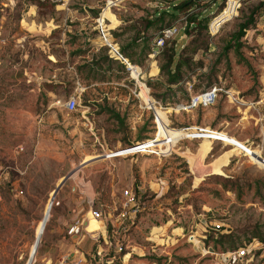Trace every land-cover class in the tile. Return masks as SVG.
Segmentation results:
<instances>
[{
  "label": "rangeland",
  "instance_id": "1",
  "mask_svg": "<svg viewBox=\"0 0 264 264\" xmlns=\"http://www.w3.org/2000/svg\"><path fill=\"white\" fill-rule=\"evenodd\" d=\"M9 1L0 0V264H26L27 260V264H57L62 259L67 264L77 255L86 264H220L217 254L227 247L215 244V236L202 230L204 223L215 220L222 225V231L233 233L264 224L260 212L264 145L260 153L256 147L259 126L236 117L235 105L222 92L211 106L188 112L175 111L180 102L172 104L168 100L165 109L155 110L159 120L155 129L151 111H142L137 93L131 90L125 94L114 83L102 86L101 92L91 88L90 99H102L99 103L127 113L126 121L132 127L127 129L128 135L134 142L119 143L120 136L108 112L97 109L86 116L96 140L79 128L80 140L76 144L66 143L63 149L51 148L45 155L30 159L33 138L28 127L32 118L43 112L37 104L43 108L42 103L53 101L63 108L67 97L73 95L65 88L72 84L70 80L64 81V87L58 84L53 93L47 92L43 87L50 72L55 79L65 77L66 64L80 65L93 58V48L78 56L86 48L82 45L86 36H97L96 29L92 30L95 17L88 9L99 13L105 6L101 17L109 19V26H113L115 19L135 20L158 9H170L179 0H66L68 8L76 9L74 13L55 9L59 0ZM222 2L200 0L198 8L173 23L178 32L167 43L176 53L188 39L202 45L193 54L182 53L189 59V68L181 71L177 86L187 90L194 85L199 91L211 80L223 90L237 92L245 102L262 98L264 106V21L254 14L255 7L263 2L245 1L236 15L221 23L211 36L199 28L190 37L183 34L190 14L213 15ZM11 3L15 8L9 12L6 6ZM28 5H33L32 15L21 13L31 9ZM252 11V22L234 41L232 33ZM21 15L26 22L36 21L38 28H20ZM228 42L230 45L223 49ZM48 55L56 62L52 64ZM151 63L146 59L137 64L142 79L152 72ZM81 93L74 94L78 98L76 111L63 110L66 119L80 122L81 111H88L80 107ZM22 141L26 142L25 148L19 150ZM141 142L153 146L112 158L98 156ZM88 152L92 157L81 160L82 153ZM107 160L117 165L115 172L107 173L105 166L112 168ZM84 162L88 164L82 165ZM212 162L220 166L209 172L205 166ZM214 174L247 179L250 186L240 191L223 188ZM256 179L263 183L258 190L252 182ZM124 190L137 195L136 215L116 216L120 205L111 204L110 192L121 200ZM86 198L100 214L97 226L91 232L80 230L78 237L72 238L67 225L72 217L86 211ZM123 211L128 213L130 209ZM263 232L262 227L260 233ZM249 236L246 233L243 237ZM118 242L123 243L124 256L115 252Z\"/></svg>",
  "mask_w": 264,
  "mask_h": 264
},
{
  "label": "trees",
  "instance_id": "2",
  "mask_svg": "<svg viewBox=\"0 0 264 264\" xmlns=\"http://www.w3.org/2000/svg\"><path fill=\"white\" fill-rule=\"evenodd\" d=\"M199 1L200 0H179L177 3L173 4L170 9H158L155 10L154 13L147 14L145 17L140 16L135 20L128 19L129 22L119 31L112 32V36L118 40V53L131 63L138 65L142 64L150 53L151 40L158 35L159 31L164 27L173 26V23L179 17L189 14L190 10L193 8H198L197 3ZM209 1L210 3H213L214 0ZM261 6V3L257 5L255 7V11H257L255 13L252 11L251 15H249L243 23L238 24L237 30L231 35L234 41L237 40L238 36H240L252 22V16L254 14L259 17ZM88 10L92 16L98 14L97 9ZM211 16L212 15L207 16L205 13L200 12L190 14L183 27V34L186 37H190L192 36L191 34L194 33L193 31L199 28V31L202 30L205 35H208L207 25ZM167 41L168 40L164 42L163 46L154 55V58L159 62L156 77H148L147 79H144L145 85L150 89L149 92L151 96L156 100L158 99L163 107L169 105L168 100H170L172 104L175 102L178 103V101L185 102L188 101L190 95L193 93L204 91L213 86L219 87L216 83L208 80L206 85L199 91H195L196 87L194 85L193 89L192 86H189V90L180 89L177 86L180 81L179 75L183 69L185 70L189 68V59L187 57H182V53L186 52V54H193L202 48V45L194 44L188 39L176 53L173 45H168ZM229 45L230 43L228 42L224 45L223 49H226ZM87 49L88 48H85L82 51H79V53H83ZM103 50L106 52V49ZM101 51L93 56L90 61L76 66V72L80 76L79 78L86 81H122L127 86H133V81L126 78L128 76L124 64L116 56H109L107 53H102ZM63 84L60 83L59 85L62 86ZM46 85H49V83L46 82L45 86ZM57 85L58 83L53 85L51 89L54 90ZM81 104H89L86 102L84 94H82ZM105 110L108 112V118L113 120L117 125L115 132L120 133L122 141L127 143L129 135L124 123L125 117L120 116L117 111L108 108ZM213 178L217 179L219 181L218 183L223 188L229 187L231 190L236 191H240L243 186L249 187L251 182L247 179L237 177H221L219 174H214ZM252 182L257 190L263 185L262 181L259 179L253 180ZM262 227L264 228V224L259 227L257 225L249 226L247 229L238 230L237 233H233V231L230 230L222 231V228L212 229L210 227H207L203 231L211 232L215 236V244H220L223 248L227 247L225 250H232L241 245L243 240L247 241L251 238L261 239L264 235V232L260 233V228ZM246 233H249L250 236L243 237Z\"/></svg>",
  "mask_w": 264,
  "mask_h": 264
},
{
  "label": "built area",
  "instance_id": "3",
  "mask_svg": "<svg viewBox=\"0 0 264 264\" xmlns=\"http://www.w3.org/2000/svg\"><path fill=\"white\" fill-rule=\"evenodd\" d=\"M245 1L248 0H223L222 5L219 7L217 12L211 16L210 21L208 22L207 33L210 36L213 35L221 23L229 20L234 15H236L237 10L240 8L241 4L244 3ZM260 1L263 2L262 4L263 8L261 6L262 11H260L259 19L264 21V0H260ZM102 11L103 10H101L95 17V24H96L95 29L97 31V35L100 39V42L103 46L106 47L107 49L106 52L109 56H116L124 64L125 70L127 71V76L130 78V80L133 81L132 93H134V95H136L137 93V96H139L140 85L142 84L145 85L144 79H142V71L137 64L129 62L120 53H118V47L116 46V43L113 40L109 29L105 27L103 17H101ZM177 32H178V27L174 25L170 27L162 28L159 31L158 35L152 41L153 43V50L151 51L152 55L156 54L158 50L163 46L164 42L169 38H172ZM75 83L77 86L78 83L77 82ZM146 89L147 91L144 94L147 97L148 102L143 101L139 96V98L143 103V107H141V109L142 110L146 109L151 111L153 123L155 125V129H157L156 127L159 120L155 114V110L158 109L162 110L165 108L161 106L159 102L151 96L147 86ZM187 89L189 90V87ZM220 92L224 94V97H226L230 103H233L235 107H238L240 109H246L255 112L257 111V107L263 104L262 98H259V100L255 102H245L242 100V98L238 95L237 92L231 91L229 88L223 90L221 89V87L213 86L204 91L191 94L188 101L178 103L175 110L188 112L196 108L204 109L206 107L211 106L215 102ZM63 107L67 112L75 111L76 108L78 107L77 97L75 95L68 96L65 102L63 103ZM137 146H142V144L132 145L126 149H131ZM148 148L149 147H141V151H145V149ZM138 150L140 149L136 148V150H133L128 153H133ZM113 197L114 199L111 198V204H113L114 207H116L118 204L120 205L119 206L120 209L119 211L116 212V216L124 217L125 215L128 216L129 214L136 215L137 212L139 211V206L137 203V195L133 193L131 190H124L122 193L121 200L119 198H116L115 196ZM127 207L130 209V212L125 213L123 210ZM87 210L88 211L85 215H83L84 213L80 214V216L73 215L74 217H72L71 223L69 224V228H68V231H70V236L72 238L75 237L77 238L78 237L77 233H79L80 230L86 233L85 224L88 218H91L96 221L100 217L99 212L91 208V204H89ZM260 212L264 216V197H263V202L260 206ZM212 221L214 222H212L211 224L207 223L208 225L204 223L202 230H205L207 226H209L212 229L222 228V225L219 222H216L215 220ZM194 239L196 240L195 237ZM122 247H123V243L118 242L115 247L116 248L115 252L118 256H120L121 254L122 256L125 255L122 253L123 252ZM217 256L220 264H252L253 261H260L262 262V264H264V235L261 237V239L251 238L250 240L247 241L243 240L241 245L237 246L232 250L221 251L220 253L217 254ZM57 264H65V259L58 260ZM67 264H86V261L77 255V257L75 256L71 260H68Z\"/></svg>",
  "mask_w": 264,
  "mask_h": 264
},
{
  "label": "crops",
  "instance_id": "4",
  "mask_svg": "<svg viewBox=\"0 0 264 264\" xmlns=\"http://www.w3.org/2000/svg\"><path fill=\"white\" fill-rule=\"evenodd\" d=\"M11 1L12 0H10L9 2H11ZM34 1L36 2V0H34ZM50 1H52V0H50ZM58 2H60V3L54 5L55 9L56 8H59V9L64 8L69 13H74L76 11L75 8L71 9V8H68V6H66V0H59ZM29 4H32V3L30 2ZM111 4H114V3L111 2ZM14 6H15V3H11V4H8V6H6V7L8 8V11L10 12L13 8H15ZM28 8H31V9H28L29 11L27 10L26 12H25V10H24V12L22 10L21 13L26 14V13L30 12L29 14L32 15L33 14L32 11L34 10L33 5H28ZM104 8H105V6H104ZM104 8H102V10ZM26 9H27V7H26ZM96 16H92V17H96ZM93 19H95V18H93ZM103 20H104L105 27H107L109 29L111 36H112L113 31H119L126 23L129 22L128 19H125V20L115 19V24L113 26H109V24H110L109 19L104 17ZM32 21H33L32 19H30L28 22L24 21V19L22 18V15H21V18L18 20V22H19L18 26L20 28H24L25 30L33 29L34 27L38 28V24L36 23V21H34L35 23H33ZM47 28L49 30L52 29L51 27H47ZM93 29H95V26H94V28L92 27V30ZM112 38L116 41V43H117L116 46L118 47L119 46L118 40L116 38H114L113 36H112ZM152 41L153 40H151V42H150V46H151L150 49L151 50L147 56V60H150L152 62L151 65H153V66L150 67L151 68L150 70L152 72H148V77L155 78L157 71H158V68H159V62L154 58L155 54L152 55V52H151L153 50ZM82 45H84L86 48H88L86 50V52H90V50L93 48V52L91 53V57L97 55L101 50H102L101 51L102 53H106L105 50H103V49H106V47L101 44L98 35L95 37H92L91 39H89V37L86 36L85 40L82 42ZM81 55H82V53L78 54V56H81ZM53 56H54V54H53ZM53 56L52 55L47 56V58L49 59V61L52 64L54 62H56V60H57V59L55 60ZM65 57H67V56H65ZM88 61H90V59L85 60L84 62H88ZM80 64H82V63H80ZM78 65L79 64H77L75 66H73L72 64H66L65 71L68 74H66L65 77L61 76V77H57L55 79L54 73L50 72V75H49L50 78L46 80V82L49 83V85H46L43 88H45L47 92L53 93V90L51 89L53 85H55L56 83H58V84L62 83L63 84V83H65L64 81L70 80V82L72 84H69L70 86H65L66 89L68 90V93H72L74 95L75 93L82 92L81 98H82V94H84V98L86 99V102H88L89 104L88 105H81L80 107H85L88 111H84V110L81 111L80 114L82 116V120L80 122H78L76 120L71 121V120H68L64 117L63 110L66 111L65 108L64 107L63 108L58 107L57 103H55L53 101H48V102L42 103L43 108H40V103H38L37 107L39 109H42L43 112L41 114H39L38 116H36L35 118H32L31 123L29 124V127H28V132L32 133V138H33L32 143H31V148H32V155L30 157L31 160L38 158L41 154L45 155L44 152H46L47 150H50L51 148L63 149L65 147L66 143L69 144V143L73 142L76 144L80 140V134H78L79 128H82L86 132L88 131L89 134L91 135L89 137H93V140H96V137L90 132V130H91L90 125L91 124L87 120V117H86V116L92 115L91 111H93V110L99 109L101 111H104L106 108H108V109L117 111L120 114V116L125 117L124 122H128V121H126L128 119L126 116L127 113L125 114V113L119 112V109H117V108L112 109V108L108 107L106 105V103H99L102 101V99H99V98L96 100L90 99L88 94H89V92H91V88H93L94 90L97 89L101 92L102 91L101 88H103L102 86L111 85L112 83H114V85L117 84L116 85V86H118L117 88L120 91H123V93L129 94L132 90V86L119 85L118 83H120V82L123 83L122 81L119 82V81H86V80H81L79 78L80 76L76 72V66H78ZM68 75H69V77H68ZM62 78H65V79H62ZM126 78L128 79V77H126ZM71 80H73V81H71ZM81 81H84L85 85H83ZM75 82L78 83L77 86H76ZM62 87H64V86H62ZM37 90H38V88H37ZM77 100H78V98H77ZM157 101L162 106V103L158 99H157ZM127 109H129V108H126V110ZM76 110H77V108H76ZM233 110L235 112L236 117H238L239 119L251 120L253 122V124L259 126V132L257 134L258 137H257L256 147L258 148V151H261V148L264 145L263 144V139H264V106H262V105L258 106L257 111H255V112H252V111H249L246 109H240L238 107H233ZM203 115L209 116V113H204ZM112 122L116 125V123L113 120H112ZM125 124H127V127H126L127 129L132 128L131 126H129V122L125 123ZM116 128H117V125H116ZM180 129H182V128H180ZM185 129H188V128L186 127ZM116 134H118L120 136V138H119L120 140L118 141L119 143L122 142V144L129 145V144H132L134 142L133 138L131 139L128 136V142L125 143L122 141V136L118 132ZM25 143L26 142L22 141L20 146H18L19 150H23V148H25ZM70 151L72 152V150H70ZM110 152L113 153V151H110ZM88 156L92 157V154H90L89 152L87 154L82 153L81 160H83L85 157H88ZM98 156H101L104 158H112V157H115L117 155L111 154V155L106 156L105 154L101 153ZM107 163H110V165L112 167L111 169H109V167L105 166V170L108 169L107 173H109L110 171H111L110 173L115 172L117 169V165L115 166V163L113 161L107 160ZM86 165H84V166H86ZM217 166H220V165L219 164L215 165L212 162V163L208 164L207 166H205V168H207V171L210 172L213 169L217 168ZM110 194H111V198L114 199L112 191L110 192ZM83 201H84V199H83ZM86 202L88 203L87 198H86ZM87 211L88 210L86 209L84 214L83 213H80V214L85 215L87 213ZM40 228H41V226H40ZM68 228H69V225H67V228H66L67 231H68ZM39 232H40V229L38 230V234H39ZM27 262H28V260H27ZM27 262H26V264H27Z\"/></svg>",
  "mask_w": 264,
  "mask_h": 264
},
{
  "label": "bare ground",
  "instance_id": "5",
  "mask_svg": "<svg viewBox=\"0 0 264 264\" xmlns=\"http://www.w3.org/2000/svg\"><path fill=\"white\" fill-rule=\"evenodd\" d=\"M133 76H135V75H133ZM147 91V89H146V86L145 85H140V90H139V96L141 97V99L143 100V101H146V102H148V99H147V97L145 96V92ZM176 111V110H175ZM165 112V111H164ZM178 130H183V129H178ZM211 135H213V134H210V136ZM204 139H209L208 137H205V135H204ZM204 139H202V140H204ZM214 139H216V138H214ZM209 141V140H208ZM207 141V142H208ZM210 142V141H209ZM138 144H142V146H137V147H134V148H131V149H122V151H119V152H116V153H112V152H110L109 154H113V155H115V154H120V155H123V154H127L128 152H131V151H133V150H136V148L137 149H140L141 150V147H152L153 145H150L151 143L149 142V143H144V142H142V143H138ZM158 145H161L160 143L158 144ZM148 151V150H147ZM97 226V223H96V221L95 220H93V219H91V218H88L87 219V221H86V224H85V231L86 232H91L90 230L93 228V227H96Z\"/></svg>",
  "mask_w": 264,
  "mask_h": 264
},
{
  "label": "water",
  "instance_id": "6",
  "mask_svg": "<svg viewBox=\"0 0 264 264\" xmlns=\"http://www.w3.org/2000/svg\"><path fill=\"white\" fill-rule=\"evenodd\" d=\"M245 146V145H244ZM86 164H88L87 162H84L82 165H86ZM67 176H65V177H62L61 179H60V182H59V185L56 187V189H55V193H56V191H57V189L59 188V186L64 182V180H65V178H66Z\"/></svg>",
  "mask_w": 264,
  "mask_h": 264
}]
</instances>
